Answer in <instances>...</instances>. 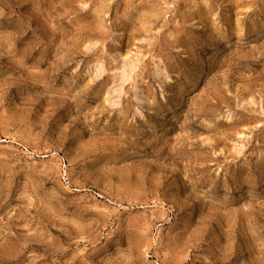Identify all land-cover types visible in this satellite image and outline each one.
<instances>
[{
	"label": "rangeland",
	"instance_id": "obj_1",
	"mask_svg": "<svg viewBox=\"0 0 264 264\" xmlns=\"http://www.w3.org/2000/svg\"><path fill=\"white\" fill-rule=\"evenodd\" d=\"M0 264H264V0H0Z\"/></svg>",
	"mask_w": 264,
	"mask_h": 264
}]
</instances>
